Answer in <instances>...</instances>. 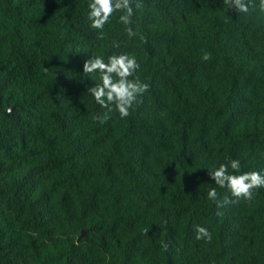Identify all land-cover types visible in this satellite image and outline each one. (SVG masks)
Returning <instances> with one entry per match:
<instances>
[{
	"label": "trees",
	"instance_id": "trees-1",
	"mask_svg": "<svg viewBox=\"0 0 264 264\" xmlns=\"http://www.w3.org/2000/svg\"><path fill=\"white\" fill-rule=\"evenodd\" d=\"M246 2L132 0L136 35L116 12L100 39L90 0H0V264H264V188L218 207L235 198L209 176L264 175V12ZM122 53L149 89L101 123L83 64Z\"/></svg>",
	"mask_w": 264,
	"mask_h": 264
},
{
	"label": "clouds",
	"instance_id": "clouds-1",
	"mask_svg": "<svg viewBox=\"0 0 264 264\" xmlns=\"http://www.w3.org/2000/svg\"><path fill=\"white\" fill-rule=\"evenodd\" d=\"M229 8H235L238 13H247L249 6L246 0H223ZM89 19L92 21L91 27L100 30L99 38H104V26L110 21V18L116 12H121L119 22L126 26L129 37L135 36L136 33L131 27L134 8L132 0H90L88 5ZM136 8H142L143 5L137 3ZM259 9L264 12V0H260ZM205 54L204 59H209ZM140 68L136 57L127 53L112 55L108 58L107 63L100 56H92L83 64V72L87 76L92 73H99L100 83L90 88V91L101 107L107 109L103 118H99L101 123H105L110 117L108 113L118 111L121 119L131 115V109L137 101L138 96L148 91L149 85L140 81L139 77H133ZM114 106V107H113ZM239 173L241 169L240 161L230 159L227 164H220L218 168L209 169V176L221 188H227L232 197L235 199L229 201L227 198L218 207H223L227 203H235L239 200H252L254 190L264 188V175L259 171H248L242 174H230L228 169ZM208 199L218 201L216 188H211L207 193ZM147 231V230H146ZM196 239H212L211 233L206 227H196Z\"/></svg>",
	"mask_w": 264,
	"mask_h": 264
},
{
	"label": "water",
	"instance_id": "water-1",
	"mask_svg": "<svg viewBox=\"0 0 264 264\" xmlns=\"http://www.w3.org/2000/svg\"><path fill=\"white\" fill-rule=\"evenodd\" d=\"M10 109H11V108H8L7 110H5V111H3V112L7 114V113H9ZM84 234H85V231L83 230V231L81 232L80 236H83Z\"/></svg>",
	"mask_w": 264,
	"mask_h": 264
}]
</instances>
